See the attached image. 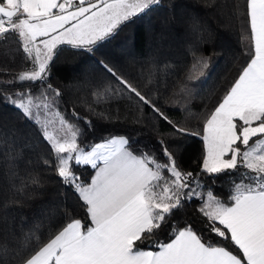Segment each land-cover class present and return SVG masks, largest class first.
Instances as JSON below:
<instances>
[{
  "label": "snow or ice",
  "instance_id": "1",
  "mask_svg": "<svg viewBox=\"0 0 264 264\" xmlns=\"http://www.w3.org/2000/svg\"><path fill=\"white\" fill-rule=\"evenodd\" d=\"M159 3L0 0V43L14 41L16 51L30 65L10 80H0V101L40 125V134L50 145L48 157L42 160L44 168L73 188L86 218H69L46 242L36 235L37 226L21 232L18 246L7 241L0 244V253L10 255V264H264V0H245L249 59L204 121L202 134L179 127L137 87L103 65L120 88L94 92L97 102L127 90L172 124L176 135L200 136L199 172L183 169L163 140L158 142L160 156L130 150V138L123 135L82 146L78 143L82 129L58 110L57 98L63 93L47 81L57 47L92 51L98 41ZM216 3L206 0L208 7ZM232 7L239 12L236 0ZM191 30H200L196 21ZM197 51L192 52L193 70L207 67V60ZM181 92L187 94V87ZM72 116L77 122L83 119L75 111ZM86 124L91 126L90 121ZM78 166L95 170L89 181L75 173ZM220 174L231 178L227 202L204 183L205 176L215 179ZM32 183L40 181L33 178ZM192 200L199 202V223L216 243L199 234L192 222L169 223L175 211ZM165 226L168 239L161 241L159 234ZM33 239L35 247L29 244Z\"/></svg>",
  "mask_w": 264,
  "mask_h": 264
},
{
  "label": "trees",
  "instance_id": "2",
  "mask_svg": "<svg viewBox=\"0 0 264 264\" xmlns=\"http://www.w3.org/2000/svg\"><path fill=\"white\" fill-rule=\"evenodd\" d=\"M236 3L238 13L233 10L232 0H217L215 7H208L206 0H160L122 24L110 37L98 41L92 51L58 46L47 81L63 93L57 98L58 110L82 129L78 143L86 146L123 135L130 138V150L160 156L158 142L163 140L183 169L199 172L203 155L200 136L176 135L172 124L158 118L151 106L138 102L127 90L99 102L93 93L109 86L120 88L116 78L105 70L106 64L145 94L169 120L202 134L204 121L249 59L245 0ZM193 21L200 29L195 33L191 30ZM16 48L12 40L0 43V69L4 70L0 80L8 81L12 74L30 67ZM195 48L197 55L207 60L206 68L197 66L193 70ZM190 74L194 77L191 80L187 79ZM184 86L187 94L181 92ZM33 90L38 91L39 86ZM73 111L83 119L77 122ZM86 121L91 122L90 127ZM49 147L40 134V125L24 119L12 104L0 101V244L7 241L10 246H18L16 238L21 232L28 233L37 226L36 235L46 242L50 233L69 218L85 221L78 194L44 168L42 160L48 157ZM74 171L87 182L94 170L78 166ZM33 178L40 183L33 184ZM204 183L227 202L231 191L228 175L220 174L215 179L205 176ZM192 207H199V202L186 201L169 223L183 226L192 222L199 234L216 243L193 219ZM168 232L165 226L159 239L166 241ZM29 244L36 246L34 239ZM10 259L9 254L0 253V264H10Z\"/></svg>",
  "mask_w": 264,
  "mask_h": 264
},
{
  "label": "crops",
  "instance_id": "3",
  "mask_svg": "<svg viewBox=\"0 0 264 264\" xmlns=\"http://www.w3.org/2000/svg\"><path fill=\"white\" fill-rule=\"evenodd\" d=\"M99 142H101V141H99ZM98 143V142H97ZM95 171V170H94ZM94 171H93V174L92 175H94ZM92 177V176H91ZM91 179V178H90ZM197 209H198V207H192L191 208V214H192V217H193V219L202 227V225L199 223V214H198V212H197Z\"/></svg>",
  "mask_w": 264,
  "mask_h": 264
}]
</instances>
